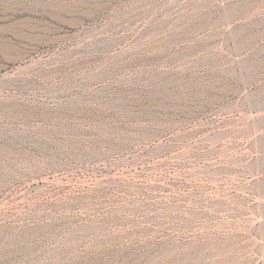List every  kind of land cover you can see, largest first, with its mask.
I'll return each mask as SVG.
<instances>
[{
    "label": "rangeland",
    "instance_id": "1",
    "mask_svg": "<svg viewBox=\"0 0 264 264\" xmlns=\"http://www.w3.org/2000/svg\"><path fill=\"white\" fill-rule=\"evenodd\" d=\"M14 22L48 30L0 54V264H264V0Z\"/></svg>",
    "mask_w": 264,
    "mask_h": 264
},
{
    "label": "bare ground",
    "instance_id": "2",
    "mask_svg": "<svg viewBox=\"0 0 264 264\" xmlns=\"http://www.w3.org/2000/svg\"><path fill=\"white\" fill-rule=\"evenodd\" d=\"M56 21H63L61 16L51 17ZM47 28L41 23L17 24L16 22L0 27V54L19 51L18 42L33 40L40 34L47 32Z\"/></svg>",
    "mask_w": 264,
    "mask_h": 264
}]
</instances>
